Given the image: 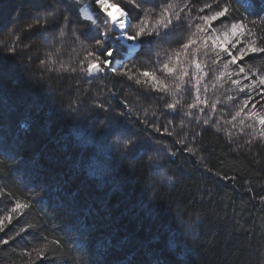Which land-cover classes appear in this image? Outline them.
Instances as JSON below:
<instances>
[{"label": "trees", "instance_id": "1", "mask_svg": "<svg viewBox=\"0 0 264 264\" xmlns=\"http://www.w3.org/2000/svg\"><path fill=\"white\" fill-rule=\"evenodd\" d=\"M233 5L247 15L237 0ZM34 11L29 0H0V19L7 23L19 15L16 23L21 29L31 22ZM24 42L33 45L31 52L4 61L6 74L0 79V188L21 199L35 193L32 207L6 231L11 236L27 224L32 228L17 237L15 244L0 246V264H20L14 253L33 243L34 234L51 235L53 228L61 229L55 233L63 244L61 264H264V201L259 199L264 196V143L249 148L237 137L229 144L215 126L203 131L195 122L189 123L184 109L179 116L162 115L155 99L145 100L135 87L107 73L100 102L107 99L118 105L127 100L131 109L127 122L141 138L151 137L177 151L174 162L154 169L153 193L144 186L142 164L129 168L110 152V132L99 128L108 114L92 108V96L75 116L65 114L70 101L85 99L89 85L80 74L58 78L56 73H42L39 59L30 62L28 57L44 58L51 41L33 36ZM75 58L70 49L61 57L65 63ZM146 59L141 54L125 63ZM199 59L207 61L217 76L235 71L231 65L224 69L223 61L212 64L203 54ZM55 61L54 56L50 65ZM183 66L196 77L202 75L187 63ZM203 84L208 90L202 91L201 98L218 100V108H223L215 114L217 119H230L227 96L237 97L233 108L245 98L227 74L220 80L210 76ZM113 85L115 98L107 91ZM98 91L92 87L93 94ZM176 98L192 102L184 92ZM145 109L149 120L155 111L154 127L136 123L138 117L144 119ZM115 111L124 109L116 107ZM240 118H245L243 113ZM182 120L184 134L202 132L197 143L204 150L195 156L180 152L181 145L173 143L181 138L177 133ZM169 121L173 136L162 134L161 126ZM245 122L251 123L246 118ZM160 172L174 176L175 183L162 182ZM0 200V207L7 204L3 197ZM174 217L185 222L179 231ZM0 238H6L4 233Z\"/></svg>", "mask_w": 264, "mask_h": 264}, {"label": "snow or ice", "instance_id": "2", "mask_svg": "<svg viewBox=\"0 0 264 264\" xmlns=\"http://www.w3.org/2000/svg\"><path fill=\"white\" fill-rule=\"evenodd\" d=\"M29 2L34 5L35 11L30 13L31 22L25 28L21 29L16 23L19 15L7 23L0 19V36H4L0 39V79L6 74L4 61L31 52L33 45L25 43L26 39L35 36L51 41L42 54L44 58L29 56L28 60L39 59L41 72L56 73L58 78L80 74V79L89 85L85 99L80 101L77 97L76 101H70L65 114L75 116L82 104L87 103V97L92 96V108L108 114L105 120L99 122V128L101 131L107 128L110 132V152L127 163L129 168L142 164L146 189L153 193L156 191L152 180L154 169H162L170 161L174 162L172 158L177 156V151L166 148L159 141H152L151 137L141 138L140 133L127 122V115L131 112L127 100L118 105H112L107 99L100 102L106 88L103 80L107 73L135 87L145 100L155 99L157 110L162 115L179 116L184 109V118L189 123L195 122L196 128L203 131L215 126L217 133L223 134L229 144L237 137L244 139V145L249 148L256 143H264V63H256L264 60V0H237L247 15L234 7L233 0ZM66 49L76 53V58L68 63L61 59ZM141 54L148 59L125 63ZM201 54L210 58L214 65L223 61L224 69L235 66V71L221 72L217 76L207 61L199 59ZM162 55L166 58H161ZM54 56L56 61L50 65ZM182 57L187 58L186 61H182ZM184 63L202 75L196 77L183 66ZM205 68L209 70L204 71ZM225 74L237 93L245 97L235 108L233 103L237 97H226V109L230 114L228 120L215 118L217 112L223 111V108H218V100L201 98L202 91L206 93L208 90L203 81L210 76L220 80ZM233 75L238 78L232 79ZM93 86L100 91L93 94ZM114 87L107 89L112 98L116 96ZM181 92L191 97L192 102L182 103L177 99ZM116 107H122L124 111L116 112ZM242 113L251 123L246 124L245 118H240ZM155 120V111L149 120L148 109H145L144 119L138 117L136 123L154 127ZM223 124L228 127H222ZM171 126L172 121L162 125V134L173 136L174 133L169 131ZM179 127L177 135L181 138L173 143L181 145L180 152L195 156L204 150L202 143H197V137L202 132L190 136L184 134L183 120ZM155 132L160 133L161 128H155ZM239 147L241 145H237ZM159 175L162 182L175 183L174 176L166 172ZM33 195L35 193H29L21 199L6 187L0 188V197L7 200V204L0 207V233L6 237L0 238V246L7 248L15 244L17 237L29 233L30 224L20 227L11 236L6 230L32 207ZM259 199L264 201V196ZM0 204H3L2 200ZM174 223L179 231L185 222L174 217ZM60 230L53 228L51 235L34 234L33 243L14 253L20 264H61L63 244L55 235Z\"/></svg>", "mask_w": 264, "mask_h": 264}]
</instances>
